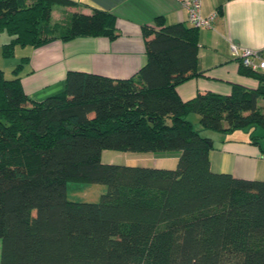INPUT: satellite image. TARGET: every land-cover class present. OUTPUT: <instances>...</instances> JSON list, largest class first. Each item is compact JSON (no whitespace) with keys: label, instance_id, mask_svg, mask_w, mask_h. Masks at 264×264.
I'll list each match as a JSON object with an SVG mask.
<instances>
[{"label":"trees","instance_id":"trees-1","mask_svg":"<svg viewBox=\"0 0 264 264\" xmlns=\"http://www.w3.org/2000/svg\"><path fill=\"white\" fill-rule=\"evenodd\" d=\"M71 0H0L3 55L81 37L117 38L107 10L54 23ZM144 28L147 62L133 77L70 71L61 93L42 101L24 91L23 57L0 69V264H264V180L211 168L203 129L264 131V74L241 64L257 89L184 102L177 87L200 76L199 29ZM252 134V142L260 144ZM178 158L177 168L102 162L104 151ZM102 184L98 203L72 202L67 183Z\"/></svg>","mask_w":264,"mask_h":264},{"label":"crops","instance_id":"crops-1","mask_svg":"<svg viewBox=\"0 0 264 264\" xmlns=\"http://www.w3.org/2000/svg\"><path fill=\"white\" fill-rule=\"evenodd\" d=\"M71 1L76 2L72 7L55 8L54 23L68 24L73 14L89 15L95 8L107 10L117 18V38L81 37L55 41L39 49L28 48L23 57L30 61L20 76L24 91L33 100L42 101L61 93L70 71L113 79L133 77L147 62L144 28L159 29L156 25L159 17L167 24L184 23L191 27L187 8L177 0ZM214 13L218 17L213 26L199 29L198 72L201 75L177 87L184 102L206 93L228 96L235 85L252 90L259 86L256 79L241 74L240 59L233 56L232 48L250 49L264 55V0H203L202 15L209 17ZM203 130H199L201 134L213 140L210 160L214 172L264 180V146L254 144L252 135L241 130L230 133ZM147 154L142 158L154 161L156 165L152 167L156 168H167L170 160H178L176 155Z\"/></svg>","mask_w":264,"mask_h":264},{"label":"rangeland","instance_id":"rangeland-1","mask_svg":"<svg viewBox=\"0 0 264 264\" xmlns=\"http://www.w3.org/2000/svg\"><path fill=\"white\" fill-rule=\"evenodd\" d=\"M10 40L11 37L8 36L6 33L0 34V69L4 71L5 76L9 79L14 76L13 70L21 63V59H22L21 57L25 56L30 50L28 48L24 49L18 47L16 48V52H15L16 57L11 59L5 58L3 55V45L9 43ZM260 104L264 105V100L260 101ZM190 121L194 124L197 130H203V128L199 123V116L195 114H191ZM207 132H211V130H207ZM240 132L246 133L248 135L254 134L256 136H259L260 144L264 146V131L262 128H257L256 130L255 129L248 130L247 132L245 130H241ZM103 153L104 154H102V162L106 164H120V165L133 166V167L134 166L152 167L156 165L154 161L152 160L145 161L142 158L143 156L148 155L147 153L119 152L113 150H107L104 151ZM170 161L172 162L168 164L169 167L167 168L170 170L176 169L178 165V160H170ZM106 192H107V187L102 184H92L87 182H75V181H71L67 183V197L72 202L98 203L101 200V196ZM0 255H1V244H0Z\"/></svg>","mask_w":264,"mask_h":264},{"label":"built area","instance_id":"built-area-1","mask_svg":"<svg viewBox=\"0 0 264 264\" xmlns=\"http://www.w3.org/2000/svg\"><path fill=\"white\" fill-rule=\"evenodd\" d=\"M189 12V23L192 27L201 28H211L214 21L218 17V13H214L209 17H204L202 15V2L203 0H177ZM232 54L234 57L240 59L241 64L250 69L251 71L264 74V55L258 51H253L250 49H244L239 51L236 46L232 48ZM264 159V155H263Z\"/></svg>","mask_w":264,"mask_h":264}]
</instances>
